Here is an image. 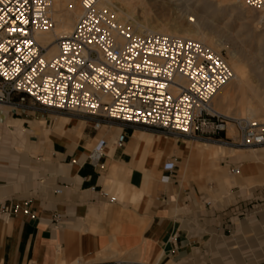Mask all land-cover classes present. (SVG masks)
Returning a JSON list of instances; mask_svg holds the SVG:
<instances>
[{"label":"crops","instance_id":"obj_1","mask_svg":"<svg viewBox=\"0 0 264 264\" xmlns=\"http://www.w3.org/2000/svg\"><path fill=\"white\" fill-rule=\"evenodd\" d=\"M15 110L12 133L25 132L24 145L37 154L28 161L34 166L13 168L0 185V264H264V249L256 256L237 245L236 202L213 200L199 183L180 180L181 172L196 173L198 158L208 179L198 145L119 122L95 130L88 119L61 133L56 120L38 136L45 122L35 116L53 115ZM101 141L103 170L88 161ZM222 158L245 165L227 179L230 187L222 176L211 181L219 188L261 186L253 185L264 178L256 154Z\"/></svg>","mask_w":264,"mask_h":264},{"label":"built area","instance_id":"obj_2","mask_svg":"<svg viewBox=\"0 0 264 264\" xmlns=\"http://www.w3.org/2000/svg\"><path fill=\"white\" fill-rule=\"evenodd\" d=\"M235 1L264 14V0ZM101 2L81 0L74 30L58 41V54L47 58L36 34L54 25L51 1L0 0V105L86 118L95 130L119 122L166 137L264 146V122L228 117L212 107L234 78L222 55L189 39L137 34ZM229 125L237 139L228 136ZM124 141L121 136L117 145ZM105 144L97 143L88 155L99 170ZM230 172L240 175L236 167Z\"/></svg>","mask_w":264,"mask_h":264},{"label":"bare ground","instance_id":"obj_3","mask_svg":"<svg viewBox=\"0 0 264 264\" xmlns=\"http://www.w3.org/2000/svg\"><path fill=\"white\" fill-rule=\"evenodd\" d=\"M50 1V16L54 25L51 29L38 32L36 34V40L38 44L47 50V58H53L58 54V41L68 37L72 33L77 21L82 14L81 0L80 3H78L77 0ZM148 1L158 4L163 0ZM204 1L205 3L201 8L196 7L193 10H191V5L189 4L188 0H168L166 5H161V8H163L164 5L165 7L169 5L173 8H177V10L180 9L186 12L187 15L192 14L195 17L193 23L182 21L174 24L164 23L153 25L149 22H137V19L134 16L136 12L135 7H145L146 5L144 4L143 0H102L100 7L111 9L115 14V18L120 22V24L126 25L127 23H130L137 34H161L182 39H189L207 46L217 54L220 53L222 44L216 39L213 33L210 31L206 32L205 26L207 24L212 26V22L210 19L208 20V18H206L205 14L202 16L199 12L204 11L206 13L207 11L212 10L214 15L220 13L221 15L231 14L232 16L240 17L245 21V27L248 29V34H252L253 38H256V41L254 45H251L250 48H248L250 50L244 54L248 60L243 56L242 51L229 52V59L226 60V63L232 70L234 78L216 95L212 102V107L220 114L223 113L226 115H233L236 117L264 122V84L262 83V77H264V32L254 31L257 33L256 35V33L251 31L252 24L258 19H261L260 21L264 22V14L250 9L249 7L235 0ZM116 2L119 7L116 6ZM146 7L142 9L141 12H139L145 19L144 21H148V18H150V9L148 10ZM213 18L214 16L212 19ZM72 121H74V119L58 117L55 126V132L61 133L65 129H68L72 126L70 123ZM138 136L140 138H144L151 135L140 132ZM228 136L234 139H237L238 137V133L232 125H229L228 127ZM263 147L264 146L260 148ZM233 152H237V150L228 152L224 147L220 146H218L217 149H211L207 152H200V154L206 157L204 168L207 170L206 173L208 180L219 177V173L217 172V162L219 157L228 153L233 154ZM253 152L256 154L259 160L264 162V150H253ZM204 176H206V174Z\"/></svg>","mask_w":264,"mask_h":264},{"label":"rangeland","instance_id":"obj_4","mask_svg":"<svg viewBox=\"0 0 264 264\" xmlns=\"http://www.w3.org/2000/svg\"><path fill=\"white\" fill-rule=\"evenodd\" d=\"M80 3V0H77ZM144 4L147 6L146 9H150V18L149 20L144 21L145 19L142 17L141 10L144 9V6H137L135 7V18L137 22H149L153 25L157 24H174L177 22H190L193 23L194 16L192 14H188L182 10H177V8H173L172 6L166 5L168 0H163L158 4H154V2H149L148 0H143ZM189 4L191 5V10L195 9L196 7H202L205 3L204 0H188ZM234 1V0H233ZM165 2V3H164ZM196 3V4H195ZM165 4L163 8L161 5ZM116 6L117 5L116 2ZM80 7V5H79ZM200 15H206V18L212 22V26L207 24L205 26L206 32H211L216 37L217 40L220 41L222 44L220 55L226 60L229 59V52H241L244 54L249 51L250 46L255 44L256 38H253V35L248 34V29L245 27V21L242 20L238 16L229 15H221L220 13H216L214 15L213 11H204L199 12ZM152 16V17H151ZM193 16V17H192ZM214 18L212 19V17ZM240 18V19H239ZM182 19V20H181ZM258 19L255 23L252 24L251 31H263L264 32V22ZM132 22V21H129ZM130 25V23H127ZM256 33V32H254ZM257 35V33H256ZM238 43V44H237ZM253 48V47H252ZM246 58V57H245ZM247 59V58H246ZM248 60V59H247ZM264 77H262V83ZM264 97V95H263ZM17 110L13 108H9L6 106H0V185H4V181H6V175L13 168L22 167H32L36 164V162H28L32 159L33 155H36L37 152L33 150H28V148L24 145L22 137L25 136V132L22 135H18L16 133H12L15 130L14 123H13V112ZM223 114V113H222ZM232 118H241L236 117L233 115H226ZM18 116H14L17 118ZM40 122H45L44 127L41 126L40 132L42 136V129H49L54 127V124L58 117H66L70 119H74V121L70 122L71 125L80 126V128H84L86 125L84 122L86 118L74 116V115H66V114H58L57 116H41L37 114L35 116ZM34 115H31V118H34ZM46 119H49V122H46ZM27 127V126H26ZM36 136V135H35ZM230 137V136H229ZM181 143H187L192 149L196 148L198 145V149L201 151H210L211 149H217L218 146L224 147L228 152L237 150V152H233V154H243L247 151L253 152V150L263 151V148L260 147H242L223 138L222 142L218 143H209L204 141L193 142L190 139H183V138H176ZM209 145V146H208ZM213 145V146H212ZM208 147V148H207ZM213 147V148H212ZM256 148V149H252ZM251 149V150H248ZM254 153V152H253ZM33 154V155H32ZM32 155V156H31ZM232 154H226L224 156H220L218 159V169L217 172L219 173L217 178L208 180L206 176L202 173V165L203 160L198 158L197 166H196V173L190 174L189 172H181L180 173V180L183 176H185V180L189 181L190 183H199L200 186L208 192L209 196L213 200H221V201H232V203L236 202L237 210V245H243L248 249H251L254 255H258L264 249V178L258 182H254L253 185H261L259 187H255L248 193H237L239 188H233L228 190L226 188H219L217 184L211 182L215 180H221L220 176H222L223 181L225 184L230 187L232 184L227 179H233L234 176L231 174V169L234 167L238 168L239 164H244L243 161L236 162L230 161V159H225L222 157H226ZM35 159V158H34ZM261 161V160H260ZM185 163V162H184ZM190 175V176H189ZM264 175V172H263ZM237 177V176H235ZM226 179V180H225ZM2 181V182H1ZM242 205V206H241ZM242 207V208H241Z\"/></svg>","mask_w":264,"mask_h":264}]
</instances>
